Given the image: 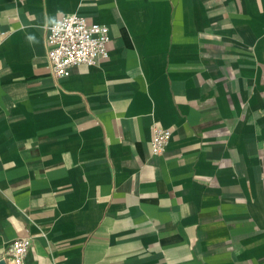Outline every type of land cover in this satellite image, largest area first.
Returning <instances> with one entry per match:
<instances>
[{"label":"crops","instance_id":"crops-1","mask_svg":"<svg viewBox=\"0 0 264 264\" xmlns=\"http://www.w3.org/2000/svg\"><path fill=\"white\" fill-rule=\"evenodd\" d=\"M72 12L110 55L59 78ZM28 235L27 264H264V0H0V261Z\"/></svg>","mask_w":264,"mask_h":264},{"label":"built area","instance_id":"built-area-1","mask_svg":"<svg viewBox=\"0 0 264 264\" xmlns=\"http://www.w3.org/2000/svg\"><path fill=\"white\" fill-rule=\"evenodd\" d=\"M49 45L48 59L55 76H69L74 65H93L109 57L111 41L107 24L89 21L77 12L61 16L48 27L46 37ZM172 136L169 128L153 125L151 152L163 153ZM32 245V237L21 236L13 239L7 251L10 264H27L25 255Z\"/></svg>","mask_w":264,"mask_h":264},{"label":"water","instance_id":"water-1","mask_svg":"<svg viewBox=\"0 0 264 264\" xmlns=\"http://www.w3.org/2000/svg\"><path fill=\"white\" fill-rule=\"evenodd\" d=\"M0 264H5V262H3V261H0Z\"/></svg>","mask_w":264,"mask_h":264}]
</instances>
